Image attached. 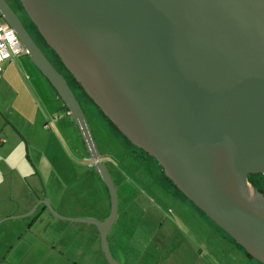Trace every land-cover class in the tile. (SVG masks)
I'll use <instances>...</instances> for the list:
<instances>
[{"label":"water","instance_id":"95a60500","mask_svg":"<svg viewBox=\"0 0 264 264\" xmlns=\"http://www.w3.org/2000/svg\"><path fill=\"white\" fill-rule=\"evenodd\" d=\"M17 1L108 127L264 264V195L248 181L264 175V0ZM0 19L66 105L109 189L111 215L95 225L115 264L117 190L82 105L7 0Z\"/></svg>","mask_w":264,"mask_h":264},{"label":"crops","instance_id":"0c3cea01","mask_svg":"<svg viewBox=\"0 0 264 264\" xmlns=\"http://www.w3.org/2000/svg\"><path fill=\"white\" fill-rule=\"evenodd\" d=\"M2 68L0 264H110L95 225L111 215L109 189L69 110L26 54ZM98 151L118 196L107 237L113 263L258 264L163 178L151 176L149 163L127 167L131 178Z\"/></svg>","mask_w":264,"mask_h":264},{"label":"rangeland","instance_id":"374dc122","mask_svg":"<svg viewBox=\"0 0 264 264\" xmlns=\"http://www.w3.org/2000/svg\"><path fill=\"white\" fill-rule=\"evenodd\" d=\"M38 41V40H37ZM48 56V58L51 60V62L61 71L60 69V65L59 62L57 61L56 57H54L52 55V53L47 52L46 54ZM63 73V72H61ZM63 75L67 78V81L69 82V85H71V89H73L75 91V95L77 96L78 100L80 101L82 108L86 114L87 120L90 124L91 130L93 132V136L94 139L98 145V148L100 149V151L104 154V153H109L110 157L109 158H104L106 161L112 162L113 164L115 163V165H118V167L122 168V170L124 172L127 173V175H130L131 178H134V174H132L127 167L130 166H137V162L139 161H146V164L149 163V173L151 176H155V178L157 180H159L160 178H162L160 175L157 174V169H158V163L156 161H152L149 160L145 155H143L137 148L131 146L133 149H135L144 159L138 158L137 155L132 153V149L130 148V145H127L123 142V140L113 131L111 130L108 125L97 115V113L94 111V109L92 108L91 104L89 103V101L87 100V98L84 96V94L82 92H80L74 82L69 78V76L67 74H65V72L63 73ZM18 135H20V132L15 131ZM78 136V140L79 139V135L76 132V137ZM22 138V140L24 141L25 144V151L27 153L26 150V143H27V147L28 150H30L28 141L26 140V138L24 136H20ZM81 142V141H80ZM130 149H129V148ZM132 156H131V155ZM74 157V155H73ZM75 158L77 159V161H80V159H78L77 156H75ZM82 161V160H81ZM80 161V162H81ZM81 163L84 164V162L82 161ZM86 165L89 166L91 163L87 160ZM157 165V166H156ZM33 169L34 171L39 174H37L38 176L40 175V177L42 178L39 170L37 169V167L35 165H33ZM84 174L83 168H79L77 170V175H82ZM112 175L114 177L115 181H118V177L112 172ZM126 177H130L127 176ZM75 176V175H74ZM125 178V177H124ZM45 188V187H44ZM45 190V189H44ZM188 204V203H187ZM191 206V205H190ZM193 207V206H191ZM194 208V207H193ZM205 218V217H204ZM206 219V218H205ZM208 220V219H206ZM188 227L190 225V221L188 222ZM213 228H215V230L217 232H220L223 236L224 234L213 224L212 225ZM226 238V237H225ZM227 239V238H226ZM228 240V239H227ZM237 248L241 249L239 246H237ZM137 264V263H136Z\"/></svg>","mask_w":264,"mask_h":264},{"label":"built area","instance_id":"2783aa9c","mask_svg":"<svg viewBox=\"0 0 264 264\" xmlns=\"http://www.w3.org/2000/svg\"><path fill=\"white\" fill-rule=\"evenodd\" d=\"M26 54L15 32L0 20V76L4 62L13 61L14 58Z\"/></svg>","mask_w":264,"mask_h":264},{"label":"trees","instance_id":"16d2710c","mask_svg":"<svg viewBox=\"0 0 264 264\" xmlns=\"http://www.w3.org/2000/svg\"><path fill=\"white\" fill-rule=\"evenodd\" d=\"M15 1H17V0H15ZM17 3H18V5H19V7L22 9V11H23V13H24V15H25V17H26V19L28 20V22L30 23V25H32V27H33V29L35 30V36H36V38H37V40H38V45L44 50V52L47 54V52H49V53H52V55L54 56V57H56V55L54 54V52L52 51V50H50L49 48H48V46L46 45V43H45V41L43 40V38L39 35V33L37 32V30H36V28L33 26V24L30 22V20H29V18H28V16H27V14H26V12L24 11V9L22 8V6H21V4L17 1ZM1 20V19H0ZM2 21V20H1ZM56 59H57V57H56ZM57 61L59 62V60L57 59ZM59 65H60V69H61V71L60 72H65V74H67L68 76H69V78L74 82V84H75V86H76V88L80 91V92H82V90H81V88L75 83V81L71 78V76L64 70V68L62 67V65L60 64V62H59ZM66 78V77H65ZM67 79V78H66ZM69 83V82H68ZM70 87H71V85H70ZM72 88V87H71ZM73 90V89H72ZM74 91V90H73ZM74 93H75V91H74ZM83 93V92H82ZM84 94V93H83ZM85 96V95H84ZM86 97V96H85ZM98 110V109H97ZM99 111V110H98ZM100 113V112H99ZM101 114V113H100ZM102 115V114H101ZM129 145H130V148L132 149V151L134 152V153H136V154H138L140 157H142L135 149H133L131 146V144L128 142V141H126ZM143 158V157H142ZM254 176V177H253ZM258 178L259 176L258 175H251L249 178ZM256 180V179H255ZM251 183L253 184V185H256L257 186V188H258V190L261 192V193H263L264 194V179L263 180H261V182L259 181V182H255L253 179L251 180ZM226 238H228L229 240H231L229 237H226Z\"/></svg>","mask_w":264,"mask_h":264},{"label":"flooded vegetation","instance_id":"af4514ba","mask_svg":"<svg viewBox=\"0 0 264 264\" xmlns=\"http://www.w3.org/2000/svg\"><path fill=\"white\" fill-rule=\"evenodd\" d=\"M7 2L9 3V5L11 6V8L13 9V11L16 13V15L19 17V19L21 20L22 24L24 25V27L27 29V31L30 33V35L33 37V39L38 43L37 38L35 36V30L33 29L32 25H30V23L28 22V20L26 19L22 9L19 7L17 1L15 0H7ZM15 32V31H14ZM16 35V33H15ZM17 36V35H16ZM80 102V101H79ZM259 177L257 178H249L248 181L250 183V185H252L253 187H255L257 190V186L253 185L251 183V180L253 179L255 182H261V180L264 179V175H258ZM254 177V176H253ZM256 179V180H255ZM259 191V190H258ZM260 192V191H259ZM261 193V192H260ZM263 194V193H262ZM264 195V194H263Z\"/></svg>","mask_w":264,"mask_h":264}]
</instances>
